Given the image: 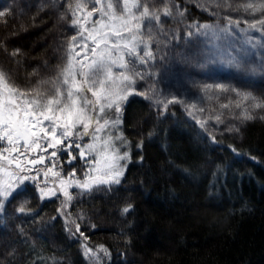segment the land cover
Returning a JSON list of instances; mask_svg holds the SVG:
<instances>
[{
    "label": "trees",
    "instance_id": "1",
    "mask_svg": "<svg viewBox=\"0 0 264 264\" xmlns=\"http://www.w3.org/2000/svg\"><path fill=\"white\" fill-rule=\"evenodd\" d=\"M173 1L171 15L160 14L166 29L236 21L198 3ZM77 3L38 0L26 8L20 0H0L6 82L29 89L51 80L62 71L69 44L87 32L76 41L73 34L98 16L111 23L102 0L88 19ZM118 116L111 143L125 141L130 154L120 183L92 182L90 190L75 184L67 190L70 199L41 197L42 184L25 183V194L17 199L16 191L0 213V264H264V116L236 135H217L181 104L156 107L137 92L121 102ZM82 143H72L71 155L58 160L80 180L91 165L74 146ZM85 246L92 249L87 255Z\"/></svg>",
    "mask_w": 264,
    "mask_h": 264
},
{
    "label": "snow or ice",
    "instance_id": "2",
    "mask_svg": "<svg viewBox=\"0 0 264 264\" xmlns=\"http://www.w3.org/2000/svg\"><path fill=\"white\" fill-rule=\"evenodd\" d=\"M219 2H224V0H219ZM99 5L100 0H93L92 11H95ZM80 8L82 5L77 3L76 9ZM243 10L252 13L257 10L264 11V0H259V4L253 0L252 3L246 4ZM92 11H89L87 15L91 16ZM163 13L171 15L167 6L163 9ZM3 15V11H0V16ZM103 15L111 23H100L102 17L98 16L93 21L92 27L78 30L71 37L72 41H76L77 34L87 32V37L84 39L91 40L93 45L90 49L91 59L84 56L77 60L76 64H73L74 56L79 55V53H75V48L81 47L82 50H85L88 45L87 43L80 45L70 43L67 64L60 74L51 80L39 81L29 89H20L14 84L6 82L5 74L0 72V86H2L0 90L8 93L7 96L0 97V140L6 139L10 146L13 145L14 140H23L26 147L28 141L32 140L36 147H40L39 141L47 139V147L61 144L65 138L74 135V129H78L75 135L80 138L89 137L92 140V143H89L86 148L89 153L96 150L97 141H101L100 152L116 151L115 146L110 143L115 139L111 135L110 127L121 122L119 116L116 115L121 111V102L126 100L133 91H136L133 87L136 79L143 78V74L135 68L136 62L143 65L149 60H154L153 53L148 50L151 37H146V32H150L151 23L146 22L159 23L160 13L156 10L155 5L150 11L149 0H109ZM79 23L74 11L71 24L75 27ZM239 23L238 20L230 21L228 26L221 29L225 37L231 34L232 26L238 27ZM256 24H260L264 29V19L250 23L249 27L255 29ZM191 27L196 28L201 35L208 36L209 32H212L215 36L212 25H192ZM201 28L204 31H200ZM193 34L192 31L188 32L189 36ZM98 49L99 51H97ZM216 51H222L223 63L237 71L264 74V63L253 66L246 60L248 49H242L235 55L223 47H217ZM213 59L215 58L210 57V62ZM86 60L87 63H85ZM77 65H79L78 68ZM217 87L221 91L229 90L222 84ZM137 94L140 93L137 92ZM236 94L248 102L247 107L243 109L244 119L252 118L250 110L264 108V97L257 98L250 93L237 92ZM29 96L31 98H28ZM106 110L112 112L114 118L110 119ZM216 119L219 121L220 117L217 116ZM90 127L92 128L91 132H89ZM72 146L71 143L65 144V149L70 150ZM75 147L79 150L81 145L76 144ZM52 155L55 156L56 153L53 152ZM69 155H71L70 152ZM79 156L84 158L85 151H79ZM126 158L127 154L116 157V159ZM42 162L40 158L30 161L32 164ZM68 162L71 163V159ZM91 163H96L95 157ZM108 168L109 171L102 173L107 179L97 178L98 182L119 184L123 168L115 164H108ZM71 175L75 174L71 173ZM85 175L87 176V173ZM30 179L35 181V177L16 175L15 181H10L7 184L0 183V209L3 208V200L12 195L18 185ZM77 186L85 190L91 189V185L87 181L78 182ZM26 191V188H20L15 198H20ZM46 194V191L42 189L41 197ZM64 195L69 196V193L65 191ZM129 210L130 206L125 207L123 212L128 213ZM20 211L23 212L24 208L21 207ZM72 223L75 232H80L79 224H76L75 221ZM80 235L83 236V233ZM91 251L92 249L85 246L86 255Z\"/></svg>",
    "mask_w": 264,
    "mask_h": 264
},
{
    "label": "rangeland",
    "instance_id": "3",
    "mask_svg": "<svg viewBox=\"0 0 264 264\" xmlns=\"http://www.w3.org/2000/svg\"><path fill=\"white\" fill-rule=\"evenodd\" d=\"M79 1L82 2V7L85 9V18L88 19L87 13L92 11L93 0ZM102 1L103 4L101 3V6L103 12H105L106 4L109 0ZM186 1L209 7L215 12L221 11L220 13L225 17H233L238 20L240 22L239 26L233 25L231 34L225 37L221 29L228 26L229 23L212 22L209 25L213 26L215 36L212 32H209L208 36H204L199 34L196 28L192 27H182L179 30L164 29L162 27L164 25L161 22H146L151 23L150 32H146V37H151L150 49L148 50L153 53L154 60H149L148 63L143 65L138 61L136 62L135 68L143 74V78L136 79L133 85L136 91L133 92H139L156 107L172 103L181 104L195 120L208 130L213 131L217 135H236L243 124L255 118L261 119L264 116V108H257L250 110L251 119H244L243 109L247 107L248 102L242 100L241 96L236 94L237 92L250 93L257 98L264 97V74L237 71L223 63V52H217L216 48H226L233 55L242 49H248L246 60L250 64L256 66L264 63V29L261 28L260 24H256L255 29L249 27L250 23L264 19V11L257 10L254 13L244 11V6L252 3L253 0H224V2H219V0ZM20 2L24 7L29 8L31 5L37 4L38 0L35 2L34 0H20ZM152 2L156 6V10L161 11L160 14H164L163 9L165 6L168 9L176 7L173 0H151ZM255 2L259 4V0H255ZM149 7L151 11L152 6ZM91 17H93V12ZM91 17H89V20ZM86 19H84V24L87 23ZM93 20L91 19L90 21L92 22ZM101 23L107 22L103 21ZM189 31L194 34L189 36ZM200 31L204 30L201 28ZM217 36L220 38L217 39ZM85 37L87 35L83 36L82 40L77 41L79 42L77 45L84 44L83 40H85ZM85 43L90 45L89 49L75 48V53H79V55L74 56L75 64L81 57L88 56L89 59L92 58L90 54V49L93 46L92 42L91 40H85ZM159 47L162 51L158 55L157 48ZM141 51H144V49H141ZM210 57L215 59L210 62ZM217 60L220 62H216ZM87 62L86 60L85 63ZM63 63H65V67L67 57ZM78 67L79 65H77ZM221 84L229 90L221 91L217 87V85ZM28 98L31 97L29 96ZM224 105H227V107H224ZM106 113H108V117L113 116L112 112L106 111ZM217 116L220 117L219 121L216 119ZM116 127L118 126L110 127L111 135ZM73 131L74 135L70 138H65L61 144L47 147V139L39 141L40 147H36L32 140L28 141L27 147L23 140H14L11 146L7 144L6 139L0 140V145H5L1 152L4 154L3 158H0V183L7 184L10 181H15L16 175H28L29 177H35V181L42 184L41 187L47 193L45 196H51V194L64 196V192L75 187L74 185L78 182L87 181L92 185V182H98L97 178L100 180L107 179L102 173L109 171L108 164L121 166L123 173L125 172L130 160L128 146L125 141L121 142L120 145L118 142L117 146H115V152H100L101 141H97L96 150L93 153H89L86 148L89 143H92V140L84 141L86 137L80 138L75 135L78 129ZM89 131H92L91 127ZM77 140L86 143L81 144L80 150L87 153L85 155L89 157V163L91 164L90 167L86 168L87 176L84 175L83 180L78 179L76 173L71 172V169L69 170L70 173H66L64 169L58 166L60 157L64 153L66 155L69 154V150L65 149V144H72ZM53 152L56 153L55 156L52 155ZM42 153H45V155ZM124 154H127L126 159H116L117 156ZM52 157H55V159ZM94 157L96 158V163H91ZM38 158L42 159L43 162L30 163L31 160ZM71 173L75 175H71ZM122 176L123 174L120 178ZM27 182H33V180L30 179L18 185L13 190L12 195ZM12 195L3 200V206ZM2 209H0V213Z\"/></svg>",
    "mask_w": 264,
    "mask_h": 264
},
{
    "label": "bare ground",
    "instance_id": "4",
    "mask_svg": "<svg viewBox=\"0 0 264 264\" xmlns=\"http://www.w3.org/2000/svg\"><path fill=\"white\" fill-rule=\"evenodd\" d=\"M165 29V28H164Z\"/></svg>",
    "mask_w": 264,
    "mask_h": 264
}]
</instances>
